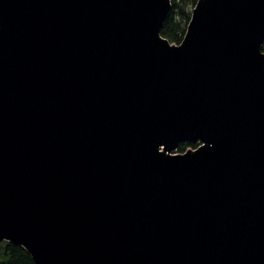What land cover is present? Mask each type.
Segmentation results:
<instances>
[{
  "label": "water",
  "instance_id": "water-1",
  "mask_svg": "<svg viewBox=\"0 0 264 264\" xmlns=\"http://www.w3.org/2000/svg\"><path fill=\"white\" fill-rule=\"evenodd\" d=\"M171 9L0 0V241L35 264H264V0L180 44Z\"/></svg>",
  "mask_w": 264,
  "mask_h": 264
},
{
  "label": "trees",
  "instance_id": "trees-1",
  "mask_svg": "<svg viewBox=\"0 0 264 264\" xmlns=\"http://www.w3.org/2000/svg\"><path fill=\"white\" fill-rule=\"evenodd\" d=\"M197 2L198 0H171L172 9L162 29L164 38L175 44H180L183 41ZM190 147L194 146L184 143L179 147L178 152H185ZM0 264H35V262L23 247L7 241H0Z\"/></svg>",
  "mask_w": 264,
  "mask_h": 264
},
{
  "label": "rangeland",
  "instance_id": "rangeland-1",
  "mask_svg": "<svg viewBox=\"0 0 264 264\" xmlns=\"http://www.w3.org/2000/svg\"><path fill=\"white\" fill-rule=\"evenodd\" d=\"M192 16V15H191Z\"/></svg>",
  "mask_w": 264,
  "mask_h": 264
}]
</instances>
